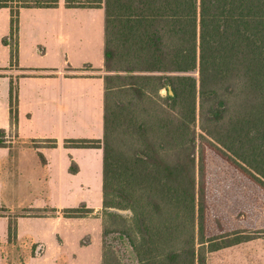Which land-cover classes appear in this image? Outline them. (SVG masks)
I'll return each mask as SVG.
<instances>
[{"label": "trees", "instance_id": "16d2710c", "mask_svg": "<svg viewBox=\"0 0 264 264\" xmlns=\"http://www.w3.org/2000/svg\"><path fill=\"white\" fill-rule=\"evenodd\" d=\"M11 1L0 0V7ZM101 3L103 136L65 143L103 150L102 263L120 264L106 241L117 234L138 264H207L209 252L264 231L207 235L205 156L209 145L264 188V0L74 2ZM20 5H10V34L3 37L11 61L18 54ZM9 101L16 127L18 90L12 80ZM8 135L0 128V147L8 146ZM62 212L81 217L93 208ZM8 229L15 235V222Z\"/></svg>", "mask_w": 264, "mask_h": 264}, {"label": "crops", "instance_id": "0c3cea01", "mask_svg": "<svg viewBox=\"0 0 264 264\" xmlns=\"http://www.w3.org/2000/svg\"><path fill=\"white\" fill-rule=\"evenodd\" d=\"M76 1L55 0L54 5H20L18 8V56L15 64H17L16 70L23 74L17 81L16 138L19 143L12 147L15 148L13 166L19 174L37 172L39 174V189L44 188L45 174L50 169L56 173L58 170L62 172L68 170L73 176L81 173L84 166L81 162L79 163L81 169L77 172L70 171L72 162H77L79 159L75 153L70 151L71 147L64 146L60 149L59 143L61 140L82 138V136H78V122L82 118L84 93L88 95V91L92 93L94 91L95 101L97 100L99 103L100 109L101 100L103 105V75L105 73L97 77L85 75L83 74L85 70H90V68H82L86 63L78 66L75 61L81 55L83 23L86 24L87 35L96 36L100 40L103 35L105 37V10L102 3L81 6L75 5ZM17 3L21 4V1L12 0L9 4L17 8ZM10 5L0 7V68H6L11 61L10 44L3 43V37H9L11 29ZM3 47L8 51V56ZM39 60L41 65L36 63ZM88 64L93 66L91 63ZM98 66L103 67V61ZM10 71L13 73L11 68ZM7 77L4 78V82L6 93H9L10 82ZM9 110L10 108L6 119L0 124V128L6 130V127L10 126ZM49 139L53 140L54 145L47 146L46 143ZM54 187L57 190L61 189L58 181L54 183ZM30 195L28 186L22 188L20 199L23 205H27L21 212L16 213V216H10L13 218L16 228L15 235L12 234L10 241L11 250L14 251V247L18 245L25 249L30 247L36 253H43V256L25 255L23 260L13 261L11 264H62L66 256L65 253H67L66 258L70 264H94L99 255L96 253L97 250L92 247H94L95 241L101 246V238L98 239L96 234L94 235L90 222L85 221L91 216L67 217L59 214L58 210L55 213L42 211L46 207L61 209L65 206L60 203L47 205L42 201L34 202V195L31 197ZM60 195L58 194V197H61ZM40 196H42L40 198H44L42 193ZM5 221L6 226L3 229L4 232H7V219ZM85 224L88 227H85L84 233L89 234L91 239L82 244L80 241L83 236L81 230L82 225ZM206 229L208 236L241 230L239 228L221 231L218 234H208V216ZM261 230L264 229L255 231ZM258 238H260V234L250 240ZM250 240L209 252L207 264L210 263L212 254ZM51 253L57 255L49 261L43 258L50 257ZM25 254H28L27 249ZM61 254L62 258H59Z\"/></svg>", "mask_w": 264, "mask_h": 264}, {"label": "rangeland", "instance_id": "374dc122", "mask_svg": "<svg viewBox=\"0 0 264 264\" xmlns=\"http://www.w3.org/2000/svg\"><path fill=\"white\" fill-rule=\"evenodd\" d=\"M17 5L20 4L17 3ZM85 25L83 23V35L80 46L81 55L75 62L78 66L86 63L82 68H90V70H85L83 74L96 77L102 76L105 73L104 68L98 65L102 64L103 61L104 35L102 40L96 36L87 35ZM4 50L7 55L8 51L5 48ZM9 56L11 55L9 54ZM16 60L10 61L6 68H0V124L6 119L10 108L9 93H6L4 78L8 76L7 80L10 83L12 80L14 86L17 87V81L23 74L21 71L16 70ZM36 63L41 65L40 60ZM88 63L93 64V66ZM10 68L13 73H11ZM95 96L94 91L93 93L88 91V95L86 93L83 94L82 118L78 122V136H82V138L102 139L103 136V105L101 100L100 109L99 103H97V100L95 101ZM9 117L10 126L6 127L9 134L8 146L0 147V264H11L13 261L23 260L25 255L43 256V253H36L30 247H26L28 254H25V247H20L19 245L14 247V251H12L10 242L12 240V232H9L8 228L7 232H4L3 229L6 226L5 219H7L8 227V224H12L14 221L10 216H16V213L21 212L23 207L27 205H23L20 199L22 188L27 186L31 194L30 197L34 195V202L42 201L43 203L46 202L47 205L60 203L65 207L81 206L82 210L94 206L93 212L87 215L91 217L85 219V221L90 222L94 235L96 234L95 236L98 239L101 238V246L95 241L94 247H92L97 250L96 253L100 256H98L94 264H103L102 148L71 146L70 151L75 153L79 159L77 162L73 161L72 166H77L79 170L81 169L79 163H83L84 166L81 173L73 176L68 170L64 172L58 170L56 173L53 169H50L45 174L44 188L39 189V174L37 172L19 174L14 170L13 153L15 148L12 147L19 142L16 138V127L11 126L10 110ZM52 142L53 140L49 139L46 143L47 146H52ZM59 144L60 149L66 146L64 140H61ZM205 156L207 167L208 234H218L221 231L239 228L248 232L264 229V188L255 183L209 145L205 146ZM56 181L61 185L60 190L54 187ZM40 193H42L44 198H40L42 197ZM58 194H61V197H58ZM62 209L46 207L42 211L55 213L58 210L59 214L63 215ZM122 212L129 214L127 210ZM86 224L82 225L83 236L80 240L82 244L89 242L91 239L89 234L84 233L88 227ZM259 234L260 238L258 239L212 254L209 264H264V232ZM106 241L116 252L120 264H138L135 253L124 238L117 234H110L106 237ZM56 255L51 253L49 254L50 257L43 258L49 261ZM64 255L67 256V253ZM66 256L62 264H70ZM59 258H62V254Z\"/></svg>", "mask_w": 264, "mask_h": 264}, {"label": "water", "instance_id": "95a60500", "mask_svg": "<svg viewBox=\"0 0 264 264\" xmlns=\"http://www.w3.org/2000/svg\"><path fill=\"white\" fill-rule=\"evenodd\" d=\"M172 92V91H171Z\"/></svg>", "mask_w": 264, "mask_h": 264}]
</instances>
